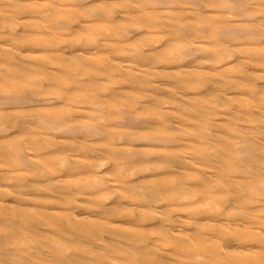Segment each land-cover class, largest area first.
<instances>
[{"label": "bare ground", "instance_id": "6f19581e", "mask_svg": "<svg viewBox=\"0 0 264 264\" xmlns=\"http://www.w3.org/2000/svg\"><path fill=\"white\" fill-rule=\"evenodd\" d=\"M0 80V264H264V0H0Z\"/></svg>", "mask_w": 264, "mask_h": 264}, {"label": "rangeland", "instance_id": "374dc122", "mask_svg": "<svg viewBox=\"0 0 264 264\" xmlns=\"http://www.w3.org/2000/svg\"><path fill=\"white\" fill-rule=\"evenodd\" d=\"M11 8V7H10ZM0 87H1V80H0ZM32 98V97H31ZM34 98V97H33ZM43 106H45V105H43ZM27 116H29V115H27ZM40 120H36L35 121V124H40ZM5 125H7L8 127H11V125H10V123H11V120H9V121H7V122H3ZM57 151H60V150H57ZM69 153H71V152H69ZM71 154H73V152L71 153ZM71 154H69V155H71ZM90 156V155H89ZM91 158H94V157H92L91 156Z\"/></svg>", "mask_w": 264, "mask_h": 264}]
</instances>
